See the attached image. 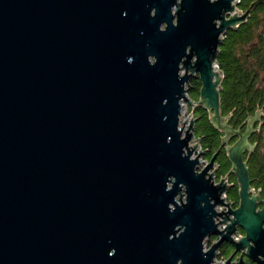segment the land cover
I'll list each match as a JSON object with an SVG mask.
<instances>
[{
    "label": "water",
    "instance_id": "95a60500",
    "mask_svg": "<svg viewBox=\"0 0 264 264\" xmlns=\"http://www.w3.org/2000/svg\"><path fill=\"white\" fill-rule=\"evenodd\" d=\"M239 3L0 0V264H212L224 242L225 264H264L245 159L257 117L242 133L221 112V44L264 0ZM183 102L226 133L218 183Z\"/></svg>",
    "mask_w": 264,
    "mask_h": 264
},
{
    "label": "trees",
    "instance_id": "16d2710c",
    "mask_svg": "<svg viewBox=\"0 0 264 264\" xmlns=\"http://www.w3.org/2000/svg\"><path fill=\"white\" fill-rule=\"evenodd\" d=\"M255 1L240 0L239 9L246 11ZM217 62L224 74L221 89L223 118L235 130L245 133L249 122L257 117L254 131L249 138L254 148L246 152L245 159L248 162L252 186L256 191H261L264 199V4L258 5L244 24L227 32ZM201 86V80L193 78L189 84L190 98L199 99ZM195 117V135L205 151L204 158L210 161L218 154L217 178L221 179L232 168L228 153L222 148L226 133L213 123L211 114L206 109L196 108ZM237 139L238 136H233L232 143ZM230 180L235 184L230 198L238 199L237 179L231 174Z\"/></svg>",
    "mask_w": 264,
    "mask_h": 264
},
{
    "label": "built area",
    "instance_id": "2783aa9c",
    "mask_svg": "<svg viewBox=\"0 0 264 264\" xmlns=\"http://www.w3.org/2000/svg\"><path fill=\"white\" fill-rule=\"evenodd\" d=\"M187 95L189 96V93H187ZM190 97V96H189ZM196 102V101H195ZM186 102H183V106L185 107L186 106ZM188 105V104H187ZM184 107H183V109H184ZM192 117H195V110H194V108H191V114H190V116H188V121L189 120H191V118ZM183 120H184V116H183ZM205 162H209V160H201V164H200V170H202L206 165H204L203 163H205ZM216 176H217V174H216ZM223 177H225V176H223ZM215 181H216V183H218L219 181H220V179H218V178H216L215 179ZM228 183L229 184H231L230 183V177L228 178ZM226 198H227V201H228V197H227V195H224ZM219 229L220 230H223L224 229V226L223 225H220L219 226ZM243 236V234H241L240 232H238L236 235H235V237H236V240H238L239 239V237H242ZM218 237H212V238H209V239H207L205 242H204V249L207 251V250H209L210 248H211V246L215 243V242H217L218 241ZM231 254H225V253H222L221 252V250L219 249L218 251H217V256H216V258L214 259V262L212 263V264H225L226 262H227V260H228V258H229V256H230ZM239 262H240V257H237L236 259H235V257L232 259V264H239Z\"/></svg>",
    "mask_w": 264,
    "mask_h": 264
},
{
    "label": "flooded vegetation",
    "instance_id": "af4514ba",
    "mask_svg": "<svg viewBox=\"0 0 264 264\" xmlns=\"http://www.w3.org/2000/svg\"><path fill=\"white\" fill-rule=\"evenodd\" d=\"M218 168H219V166H218ZM230 183L233 184V185H232V187L230 188V190L228 192V196H229L228 197V202L232 203V208L233 209H236L238 207V205H239V198L238 199L230 198V193H231L232 189H234V187H235V184H234L233 181L230 180ZM260 193H261V191H260ZM238 232H240L241 234H244V230L241 227L238 228ZM220 250H221L222 253H225V254H232L234 252L233 246L230 243H228V242H224L222 244ZM240 256H241V253H237L235 255V259L237 257H240ZM243 260H244V264H255L246 256H244Z\"/></svg>",
    "mask_w": 264,
    "mask_h": 264
},
{
    "label": "rangeland",
    "instance_id": "374dc122",
    "mask_svg": "<svg viewBox=\"0 0 264 264\" xmlns=\"http://www.w3.org/2000/svg\"><path fill=\"white\" fill-rule=\"evenodd\" d=\"M193 80V79H192ZM191 80V81H192ZM190 81V82H191ZM189 86V85H188ZM194 100V99H193ZM196 101V100H195ZM197 102V101H196ZM191 108L192 107H190L189 105H187L186 104V106L184 107V109H183V116H184V120H188V116H190V114H191ZM254 125H255V121H254ZM229 143L230 144H232V140H231V138L229 139ZM198 155V151H196L195 152V157ZM201 160L203 161V160H205V158L203 157V158H201ZM204 165H207V162H205V163H203ZM217 174V173H216Z\"/></svg>",
    "mask_w": 264,
    "mask_h": 264
},
{
    "label": "bare ground",
    "instance_id": "6f19581e",
    "mask_svg": "<svg viewBox=\"0 0 264 264\" xmlns=\"http://www.w3.org/2000/svg\"><path fill=\"white\" fill-rule=\"evenodd\" d=\"M186 91H189V86L187 87V90ZM227 197H228V195H227ZM233 238L236 240L235 235H233Z\"/></svg>",
    "mask_w": 264,
    "mask_h": 264
}]
</instances>
